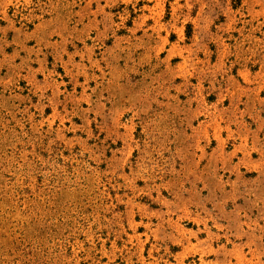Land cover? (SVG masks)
I'll return each mask as SVG.
<instances>
[{
  "label": "rangeland",
  "instance_id": "374dc122",
  "mask_svg": "<svg viewBox=\"0 0 264 264\" xmlns=\"http://www.w3.org/2000/svg\"><path fill=\"white\" fill-rule=\"evenodd\" d=\"M0 264H264V0H0Z\"/></svg>",
  "mask_w": 264,
  "mask_h": 264
}]
</instances>
